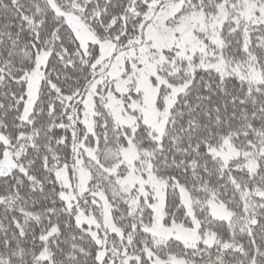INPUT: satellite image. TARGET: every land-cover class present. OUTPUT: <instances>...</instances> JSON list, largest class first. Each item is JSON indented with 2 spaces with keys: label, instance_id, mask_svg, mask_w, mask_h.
<instances>
[{
  "label": "snow or ice",
  "instance_id": "obj_1",
  "mask_svg": "<svg viewBox=\"0 0 264 264\" xmlns=\"http://www.w3.org/2000/svg\"><path fill=\"white\" fill-rule=\"evenodd\" d=\"M0 264H264V0H0Z\"/></svg>",
  "mask_w": 264,
  "mask_h": 264
}]
</instances>
